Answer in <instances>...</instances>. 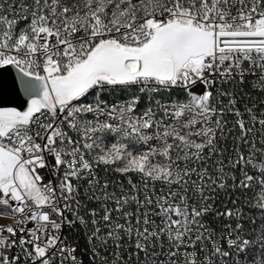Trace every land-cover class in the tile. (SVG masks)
Returning <instances> with one entry per match:
<instances>
[{
	"label": "snow or ice",
	"instance_id": "1",
	"mask_svg": "<svg viewBox=\"0 0 264 264\" xmlns=\"http://www.w3.org/2000/svg\"><path fill=\"white\" fill-rule=\"evenodd\" d=\"M0 264H264V0H0Z\"/></svg>",
	"mask_w": 264,
	"mask_h": 264
}]
</instances>
